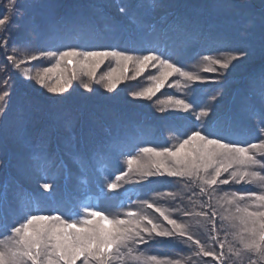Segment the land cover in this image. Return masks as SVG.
<instances>
[{
	"label": "trees",
	"instance_id": "16d2710c",
	"mask_svg": "<svg viewBox=\"0 0 264 264\" xmlns=\"http://www.w3.org/2000/svg\"><path fill=\"white\" fill-rule=\"evenodd\" d=\"M7 5L8 0H0V13L8 14ZM6 29L0 31V43L7 38V49L0 47V94L8 92L0 101V108L6 109L0 112V231L4 224L22 223L26 214H62L71 219L69 214L85 205L110 217L138 210L149 215L159 229L170 230L172 225L142 203L148 201L178 223L188 224L193 240L207 245L208 232L196 222L198 217L172 211H200L201 198H187L192 190L198 193V181L192 185L165 174L149 177V183L140 180L134 165L116 192H108L106 185L109 178L114 180L127 170L126 155H139L142 163H150L138 153L140 147H170L198 127L241 146L264 139L258 131V126H264L259 124L264 119V82L260 79L264 0H18L15 17ZM68 47L114 48L132 56L155 50L178 67L207 79L192 82L174 75L152 99L135 98L130 93L151 86L154 82L149 77L158 69H146L135 77V65H129L125 73L122 65L109 59L96 70L95 78L100 80L115 68L114 75L121 82L113 92L95 83L88 92L80 83L90 82L89 78L81 76L67 93L53 94L24 74L30 69L27 75L34 77L38 70L51 66L53 58L28 61L19 69L7 61L8 55L24 60ZM237 50L247 55L229 69L213 65L216 72L203 71L209 65L204 56L226 60ZM61 70L70 76L72 67L62 65ZM169 97L173 102L183 99L193 108L175 107ZM205 108L210 109L209 115L197 121L196 114ZM44 183L50 185L49 190L43 189ZM262 190L258 185L231 184L222 186L216 195ZM37 201L43 211L29 213ZM217 207L224 214L225 209H232L227 203ZM144 226L151 227L146 221ZM9 235L10 231L0 239ZM181 240L186 243L154 236L146 245L135 247L144 256L161 260L213 264L211 258L194 254L199 249L187 236ZM228 240L240 247L231 235Z\"/></svg>",
	"mask_w": 264,
	"mask_h": 264
},
{
	"label": "snow or ice",
	"instance_id": "6c2138e0",
	"mask_svg": "<svg viewBox=\"0 0 264 264\" xmlns=\"http://www.w3.org/2000/svg\"><path fill=\"white\" fill-rule=\"evenodd\" d=\"M17 9L18 0H8L5 9L8 14L0 13V31L7 30L6 26L14 19ZM120 11L123 12L124 9L121 8ZM0 47L7 49V38L0 43ZM15 51L14 48L13 52ZM246 55L245 51L237 50L226 60L204 56L203 60L209 62V65L203 71L216 72L215 66L227 70L233 62ZM42 58H53L55 62L38 70L34 77L27 75L30 69H25L24 74L26 78L34 79L37 85L53 94L67 93L72 82L81 76L88 77L90 81L81 80L80 87L84 90L91 92L92 84L95 83L103 84L107 92H113L121 82L120 76L114 75L115 68L104 78H95L96 70L109 59L115 60L118 66L122 65L125 73L129 65H135V77H139L146 69H158L156 75L149 77L154 82L151 86L130 93L135 98L152 99L174 75L192 82L207 79L178 67L170 59L157 55L155 50L148 51L146 55L132 56L126 51H117L114 48L83 50L79 47H68L63 51L40 52L38 55L27 56L24 60L8 55L7 61L12 67L19 69L23 63ZM62 65L64 68L71 65L70 76H65L61 70ZM260 79L264 82V70L260 73ZM7 96L8 92L0 94V101H4ZM212 99L215 100L216 97ZM168 101L185 111L193 108V104L183 99H175L173 102V98L169 97ZM4 111L6 109L0 108V112ZM209 111L207 108L201 109L196 114L197 121L208 116ZM259 124L264 125V119ZM258 131L260 135H264V126H258ZM225 139L204 127H198L170 147H140L138 153L148 157L150 163H142L139 155L128 154L125 156L127 170L119 172L114 180L109 178L106 185L108 192H116L121 188L120 182L134 171V165L140 180L149 183V177L165 174L192 185L198 181V193L192 190L187 198L191 201L199 196L200 211L193 212L184 208H173L172 211L190 218L198 217L196 222L208 232L207 245L199 239L193 240V236L188 234V224L178 223L164 210L148 201L142 203L147 209H154L172 225L170 230L159 229L149 215L138 210L129 209L122 216L110 217L95 207L85 205L81 211L70 213L71 219H65L62 214H26L23 222L14 227L4 224L0 236H5L9 231L11 235L0 239V264H183L179 259L168 261L167 258L161 260L156 256H144L135 247L146 245L154 236L181 243H186L181 238L187 236V241H193L199 249L194 254L211 258L213 264H243L245 259L248 264H264V190L233 192L231 195L221 193L219 197L216 195L222 186L231 184L258 185L264 189V139L246 146L225 142ZM224 174H228L226 178ZM42 187L45 190L50 189L48 183H44ZM214 200L216 204H213ZM244 201L248 203H242ZM224 203L232 206L231 210L225 209L227 214L218 211L217 206L222 207ZM42 211L38 201L28 209L29 213ZM144 221L151 227L144 226ZM225 222H228L227 228ZM228 228L233 231L229 232ZM229 235L240 245L239 248L228 240Z\"/></svg>",
	"mask_w": 264,
	"mask_h": 264
}]
</instances>
